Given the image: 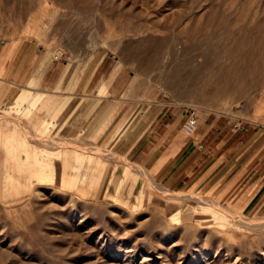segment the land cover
I'll return each instance as SVG.
<instances>
[{
    "label": "rangeland",
    "instance_id": "rangeland-1",
    "mask_svg": "<svg viewBox=\"0 0 264 264\" xmlns=\"http://www.w3.org/2000/svg\"><path fill=\"white\" fill-rule=\"evenodd\" d=\"M1 41L0 264H264V210L129 155L148 115L187 106L264 137V0H0Z\"/></svg>",
    "mask_w": 264,
    "mask_h": 264
},
{
    "label": "crops",
    "instance_id": "crops-1",
    "mask_svg": "<svg viewBox=\"0 0 264 264\" xmlns=\"http://www.w3.org/2000/svg\"><path fill=\"white\" fill-rule=\"evenodd\" d=\"M11 48L5 41L0 42V69L7 67L6 59ZM28 92H31L28 90ZM118 100L106 98L101 112L104 117L114 110ZM49 103L42 105L37 120L44 118ZM107 107H109L107 109ZM125 105L117 112L115 119L124 111ZM136 108L128 110L132 128L138 115ZM148 110L143 111L145 117ZM173 113L150 114L142 128L135 124L136 140L131 146L130 158L154 181L162 187L179 188L184 186L209 187L218 201H225L235 207L254 212L264 210V137L252 135L247 131L212 130L200 126L192 136L182 130L183 116ZM37 121V122H38ZM123 177L128 174L123 168ZM159 189V188H158ZM142 185H134L132 194L138 201L143 193ZM153 191H151V196Z\"/></svg>",
    "mask_w": 264,
    "mask_h": 264
},
{
    "label": "built area",
    "instance_id": "built-area-1",
    "mask_svg": "<svg viewBox=\"0 0 264 264\" xmlns=\"http://www.w3.org/2000/svg\"><path fill=\"white\" fill-rule=\"evenodd\" d=\"M182 116L184 118L182 130L187 136L192 137L197 132L199 127L200 110L196 106H187L182 111ZM237 129H244V127L238 125Z\"/></svg>",
    "mask_w": 264,
    "mask_h": 264
},
{
    "label": "bare ground",
    "instance_id": "bare-ground-1",
    "mask_svg": "<svg viewBox=\"0 0 264 264\" xmlns=\"http://www.w3.org/2000/svg\"><path fill=\"white\" fill-rule=\"evenodd\" d=\"M158 52V51H157ZM154 62V61H153ZM164 65V64H163Z\"/></svg>",
    "mask_w": 264,
    "mask_h": 264
}]
</instances>
